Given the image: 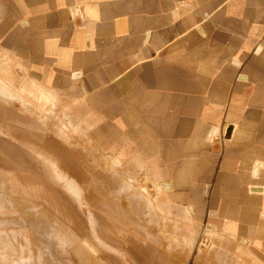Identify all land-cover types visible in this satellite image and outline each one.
I'll return each mask as SVG.
<instances>
[{"label": "crops", "instance_id": "0c3cea01", "mask_svg": "<svg viewBox=\"0 0 264 264\" xmlns=\"http://www.w3.org/2000/svg\"><path fill=\"white\" fill-rule=\"evenodd\" d=\"M0 62L139 161L155 260L264 264V0H0Z\"/></svg>", "mask_w": 264, "mask_h": 264}, {"label": "rangeland", "instance_id": "374dc122", "mask_svg": "<svg viewBox=\"0 0 264 264\" xmlns=\"http://www.w3.org/2000/svg\"><path fill=\"white\" fill-rule=\"evenodd\" d=\"M85 109L0 62V264H164L135 207L148 177Z\"/></svg>", "mask_w": 264, "mask_h": 264}, {"label": "water", "instance_id": "95a60500", "mask_svg": "<svg viewBox=\"0 0 264 264\" xmlns=\"http://www.w3.org/2000/svg\"><path fill=\"white\" fill-rule=\"evenodd\" d=\"M90 246V244H88ZM91 247V246H90Z\"/></svg>", "mask_w": 264, "mask_h": 264}]
</instances>
